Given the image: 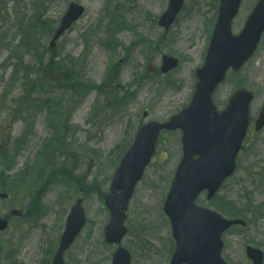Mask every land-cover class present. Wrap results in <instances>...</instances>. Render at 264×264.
Returning <instances> with one entry per match:
<instances>
[{
    "label": "rangeland",
    "instance_id": "rangeland-1",
    "mask_svg": "<svg viewBox=\"0 0 264 264\" xmlns=\"http://www.w3.org/2000/svg\"><path fill=\"white\" fill-rule=\"evenodd\" d=\"M11 1L14 0L7 1V7ZM17 1L21 5L22 21L26 22L33 14L32 2ZM71 1L84 4L86 13L59 41L57 53L61 54L62 66L56 61L51 67L47 64L49 51H42L38 58H34L35 50L48 45L51 39L48 33ZM106 1L42 0L48 4L47 13L51 17L45 20L40 17L41 35L33 34L31 45L19 51L18 54L25 53L22 72L18 77H10L11 69H5V63L0 68V81H4L0 82V149H10L5 161L8 164L0 159V190L5 187L11 194L9 200L0 202V209L2 214L8 215L15 207L26 212L21 220L12 218L14 226L6 234V239L20 227V223L25 225L20 235L28 234L27 225L46 226L48 233L28 254L19 249L10 254L6 264L16 260L38 264L39 255L46 262L62 230L64 216L78 196L85 199L90 223L67 253L66 260L69 264H111L116 247L103 243L102 230L109 220V211L103 205L102 197L109 190L110 177L123 156L122 150L124 147L127 150L140 125L149 119H167L190 99L196 81L195 69L204 61L210 32L217 18V1L187 0L179 23L163 40L162 28L147 12L159 15L165 11L168 0H129L131 3L122 0L130 5L126 16L135 25L130 27L132 31L119 35L122 46L112 48L106 47L113 36L104 33L106 17L102 16L110 13V7H104L112 6L116 0H109L105 5ZM256 1L248 0L246 7L243 6V16H239L238 24H243ZM9 19L13 23L11 13ZM240 28L235 22L234 30L238 32ZM88 31L92 34L87 35ZM2 36L4 49H0V63L19 49L15 29L4 30ZM163 54L178 57L181 66L174 72L159 74ZM115 60L119 63V79L118 71H112ZM36 71L40 73L39 79L24 84V76L30 78ZM134 76H137L136 81L139 80V89L138 85H129ZM73 81L84 88L88 86V89L82 105L70 117L74 119L73 126L67 130L65 139L64 123L69 121V109L75 103L68 91ZM240 85L256 91L260 99L264 97V41L256 58L238 75H230L216 98L224 104ZM114 86L123 88V92H116ZM125 92H129L133 99L125 100ZM108 95L111 101L107 102ZM115 98L119 99L118 105ZM34 105L45 109L35 114ZM145 110L149 111L147 118L143 115ZM75 133L76 136L72 137ZM163 141L162 152L148 167L131 202L129 235L123 246L132 250L135 264H170L167 255L169 227L161 214V206L182 155L181 133H164ZM245 147L238 172L219 195L234 198L232 203L240 213L246 204L243 200L251 190L254 204L262 212L264 129L248 137ZM70 157L75 162L72 167L66 164ZM228 189L231 192L227 193ZM221 207L226 209L222 203ZM238 229L235 227L227 236L226 258L235 264H249L244 246L251 242L264 247V223L253 213L251 224L242 231ZM37 231L40 230L32 229L35 235H38ZM14 245L18 246L17 243Z\"/></svg>",
    "mask_w": 264,
    "mask_h": 264
},
{
    "label": "water",
    "instance_id": "water-1",
    "mask_svg": "<svg viewBox=\"0 0 264 264\" xmlns=\"http://www.w3.org/2000/svg\"><path fill=\"white\" fill-rule=\"evenodd\" d=\"M241 0H222L221 17L219 25L217 27L214 40L217 43H213L211 48L208 63L202 72V83L198 89L195 100L192 105L199 103L203 106V110H211L214 115H208V117L216 122L222 121L220 116L229 117L235 116V125L232 128L235 129L232 142L228 145L226 150V155L223 156V160L208 163L212 166V170L209 173V177L216 176L210 181L204 184H197L191 188L190 198L193 201L196 193L202 187H210L215 189L218 187L220 181L227 175L231 174L235 168L234 156L239 148L241 137L245 135L248 122H249V105L252 99V95L246 91H240L232 99L229 109L219 115L214 111V108L210 103V94L214 89L215 85L221 81L225 76L226 69L233 65L238 69L243 62L252 53L255 44H250L246 42V38L239 37L234 38L230 31V21L237 11ZM183 0H173L169 13L164 17V22L167 23L171 20L176 12L179 11ZM84 11V8L72 4L69 12L64 17L62 27L57 31L55 35V40L61 35V33L71 24L72 21L77 19ZM264 12V1L261 4V8L256 12L255 16H260ZM176 65V61L173 59H166L164 70H168ZM190 119H193V115L188 119H184L183 115L174 117L168 124H159L153 122L143 128L134 145L127 153L122 161L121 166L117 170L116 176L113 182V189H120L122 193L118 194L113 192L107 198V204L113 210V218L111 224L108 226L106 234L109 241L119 240L125 231L123 226V220L125 217L124 210L127 208L129 198L132 195L133 187L136 181L141 177L143 170L147 163L149 162L151 156L153 155L155 148V141L159 134V131L163 127L176 128L178 126H183L186 128ZM190 143L186 142V158L185 161L179 166L177 175H183L186 172H192L199 169L201 164L192 163L190 167L182 168L185 164L190 161L192 154L195 152ZM83 217L82 210L77 206L74 208L72 217L73 222L69 225L67 232L65 233L63 240V247H67L71 241L77 235L78 230L82 225L81 218ZM214 217L210 226L211 237L214 236L223 226L224 222L217 221ZM174 232L179 241L178 250L174 256L173 263L178 264L182 261H189L191 264L199 261V256L197 251L202 249L203 243L206 237H200L197 239L192 233L188 232V229L177 224L174 221ZM115 264H119L115 262Z\"/></svg>",
    "mask_w": 264,
    "mask_h": 264
}]
</instances>
